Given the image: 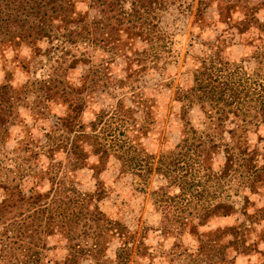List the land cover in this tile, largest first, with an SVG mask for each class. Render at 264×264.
<instances>
[{"label": "trees", "instance_id": "obj_1", "mask_svg": "<svg viewBox=\"0 0 264 264\" xmlns=\"http://www.w3.org/2000/svg\"><path fill=\"white\" fill-rule=\"evenodd\" d=\"M170 1L0 0V55L22 45L34 54L56 53L49 71L26 80L20 89L9 84V71L0 82V163L5 158L2 152L9 126L19 121L20 106L36 104L40 117L51 127L41 143L46 165L31 168L25 177L20 174L9 182L0 178V264H39L44 239L55 231L70 245L63 264H78L81 257L92 264L138 263L135 256L143 242L124 223L106 218L93 202L105 193L100 182L90 194L79 192L68 182L69 171L85 165L89 154L101 165L113 158L120 173L140 180V188L151 175L161 178L163 183L155 187L153 195L174 206L166 229L178 234L188 229L196 237L195 250L185 256L197 263L225 259L219 245L221 229L200 232L196 228L213 215L235 211L233 205L215 197L237 170L243 172L244 185L249 188L262 179L264 146L261 152L250 144L247 134L252 125L264 123V82L255 78V97L250 103L242 67L221 57L218 38L208 42L210 52L197 58L189 88L175 90L181 102L178 141L159 154L150 152L142 139L156 122L151 112L155 103L143 94L139 81L147 69L162 71V63L171 57V34L159 23L160 10ZM222 1L215 0L220 15ZM208 2L197 0L195 14H199L201 3ZM258 29L257 39L263 42L264 22ZM42 41L49 46L42 48ZM78 41L88 44L92 52L100 48L108 55L102 52L101 58L94 60L88 52L72 51ZM114 60L121 63L124 74L111 81L109 63ZM77 65L80 76L77 82H69L67 73ZM114 84H119L118 90ZM100 86L112 93L115 102L84 121L82 110L92 101V90ZM30 94L33 100L29 104ZM126 98L131 105L124 103ZM53 99L67 103L64 115L45 113ZM192 108L202 113L201 127L190 118ZM229 116L235 126L227 140L223 123ZM57 152L63 153L68 168L60 167L64 156L59 158ZM98 163L93 166L95 172L101 169ZM45 181L50 183L47 191L39 187ZM61 208L63 214L67 209L68 215L58 223L55 219ZM260 220L264 221V216H248L252 223ZM232 234L229 244L236 242ZM113 236H118L120 243L112 259L103 251Z\"/></svg>", "mask_w": 264, "mask_h": 264}, {"label": "rangeland", "instance_id": "obj_2", "mask_svg": "<svg viewBox=\"0 0 264 264\" xmlns=\"http://www.w3.org/2000/svg\"><path fill=\"white\" fill-rule=\"evenodd\" d=\"M196 6L197 0H172L159 13L161 27L171 34V57L162 63V71L147 69L139 81L143 94L155 103L151 107V112L156 122L152 132L142 139L145 147L152 153L166 151L178 141L181 133L178 118L181 102L175 96V90L189 88L197 58L210 52L208 42L218 38L221 57L242 67L246 77L245 86L249 89L247 94L250 103L254 102L255 78L264 82V75L259 74H264L262 53L264 40L262 42L257 39L259 23L264 22V0H223L220 3L221 15L215 0H210L207 4L201 3L199 14H195ZM39 44L42 48L49 46L45 41ZM71 49L74 52L81 50L88 52L94 60L97 56L100 59L101 53L104 52L100 48L92 52L91 47L81 41L73 44ZM55 55L54 50H50L49 55L31 53L27 45H22L16 50L7 49L4 55H0V82L6 79V72L9 71L11 73L9 84L20 89L26 80L48 72L49 64H52ZM109 65L111 81L123 76L122 65L118 60L110 62ZM80 70L81 67L78 65L69 70L68 81L77 82ZM117 85L119 84L115 87L118 90ZM32 94L29 95V104L33 100ZM91 95L92 101L82 110L81 116L84 121L91 120L94 112L101 107L110 109L115 102L112 93L102 89V86L92 90ZM243 98L246 97L243 95ZM124 103L127 106L131 105L127 98ZM67 110V103L57 99L49 101L44 109L45 113L48 111L47 114L51 116L64 115ZM189 115L193 123L200 124L203 117L200 110L192 108ZM18 118V122L9 126V135L3 144L2 153L5 154V158L0 163V178L8 182L20 174L25 177L31 168L45 166L47 163L45 149L41 147V143L46 140V134L51 132L49 121L40 117L38 107L33 102L19 107ZM223 126L225 138L228 140L229 131L235 126L234 118L229 116ZM247 135L250 144H254L262 152L264 123L252 125ZM57 153L59 158L64 156L63 153ZM10 156L15 157V160H10ZM216 159L213 160V167L217 165ZM65 160L64 156L60 161V167L68 168ZM97 163L98 158L89 154L85 165L69 171L68 182L79 192L89 194L94 192L97 181L100 182L105 193L100 198L93 199V202L99 206L106 218L124 223L133 231L137 240L143 242V249H140L139 255H134L137 264H264V221L260 220L257 223L248 221L251 214L264 216V170L262 179L255 183L254 188L244 185V174L237 170L230 180L216 191L218 196L215 198L233 205L235 211L227 215H213L202 224H198L196 229L200 232L221 229L218 232L219 245L224 249L225 259L197 263L185 256V253L193 252L196 248L195 235L188 229L179 234L166 229V222L174 206L169 202L157 200L153 195V190L162 184L163 180L159 177L153 178L151 175L149 181L140 188L138 184L140 180L128 173H120L119 163L113 158L110 157L105 165L98 163L101 169L95 172L93 166ZM39 187L47 191L50 189V183L47 184L45 181ZM60 210L61 213L55 219L58 223L64 220L63 216L68 215L67 209L65 214L62 213V208ZM171 217L176 224L175 217ZM232 233L236 242L229 244L228 241L233 237ZM44 240L46 244L41 250L39 264H63L70 245L68 246L61 233L55 231ZM119 243L120 238L113 236L106 244L104 254L113 259ZM78 264L92 263L89 258L81 257Z\"/></svg>", "mask_w": 264, "mask_h": 264}]
</instances>
